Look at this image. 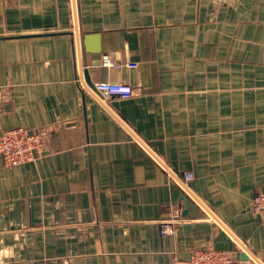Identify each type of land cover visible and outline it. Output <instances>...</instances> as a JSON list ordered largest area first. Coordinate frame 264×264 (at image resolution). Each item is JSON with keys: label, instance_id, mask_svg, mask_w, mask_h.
<instances>
[{"label": "crops", "instance_id": "crops-1", "mask_svg": "<svg viewBox=\"0 0 264 264\" xmlns=\"http://www.w3.org/2000/svg\"><path fill=\"white\" fill-rule=\"evenodd\" d=\"M0 98V264H264V0H0Z\"/></svg>", "mask_w": 264, "mask_h": 264}, {"label": "built area", "instance_id": "built-area-1", "mask_svg": "<svg viewBox=\"0 0 264 264\" xmlns=\"http://www.w3.org/2000/svg\"><path fill=\"white\" fill-rule=\"evenodd\" d=\"M103 64H108V59H103ZM93 90L102 98L107 100L111 96L127 98L132 95V88L112 83H99L93 86ZM0 98V118L2 116ZM48 133L44 130L30 131L23 127H17L0 131V158L6 166H18L33 162L44 152L45 139ZM192 175L185 174V183L191 181ZM251 208L255 214H264V193L256 195L251 201ZM175 213L168 216L160 224L159 234L161 236H172L175 225L179 222ZM171 264H247L237 260L231 253L224 250L202 249L191 253L188 260L171 258Z\"/></svg>", "mask_w": 264, "mask_h": 264}, {"label": "water", "instance_id": "water-1", "mask_svg": "<svg viewBox=\"0 0 264 264\" xmlns=\"http://www.w3.org/2000/svg\"><path fill=\"white\" fill-rule=\"evenodd\" d=\"M94 53H99V49L97 48L96 50H93ZM244 258V256H242V259Z\"/></svg>", "mask_w": 264, "mask_h": 264}]
</instances>
